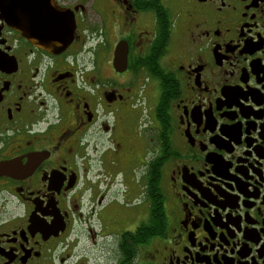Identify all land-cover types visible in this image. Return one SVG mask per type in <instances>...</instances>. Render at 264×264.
Wrapping results in <instances>:
<instances>
[{"label":"flooded vegetation","instance_id":"flooded-vegetation-1","mask_svg":"<svg viewBox=\"0 0 264 264\" xmlns=\"http://www.w3.org/2000/svg\"><path fill=\"white\" fill-rule=\"evenodd\" d=\"M128 259L264 264V0H0V264Z\"/></svg>","mask_w":264,"mask_h":264},{"label":"water","instance_id":"water-1","mask_svg":"<svg viewBox=\"0 0 264 264\" xmlns=\"http://www.w3.org/2000/svg\"><path fill=\"white\" fill-rule=\"evenodd\" d=\"M60 24V25H59ZM58 26L60 27V31H62V38L58 41L59 45L57 46L58 48H65L71 41L72 35L74 32V22L71 17H68L66 14L63 16V20H60V23ZM62 24V25H61ZM48 42V40L45 41V43ZM52 43V42H51ZM44 47V46H42ZM49 47V46H48ZM125 54H126V48L122 43H119L116 47V52H115V62L120 63L122 60L123 63L125 64Z\"/></svg>","mask_w":264,"mask_h":264},{"label":"trees","instance_id":"trees-1","mask_svg":"<svg viewBox=\"0 0 264 264\" xmlns=\"http://www.w3.org/2000/svg\"><path fill=\"white\" fill-rule=\"evenodd\" d=\"M136 235H138V233L129 232L126 234V236L128 237V240H129V244H127V249L130 252H131V247H132V251H134L135 246L137 244L146 243L149 240V238L151 237L152 233L149 231H144L143 238L140 241H137ZM127 264H131L130 259H128Z\"/></svg>","mask_w":264,"mask_h":264}]
</instances>
